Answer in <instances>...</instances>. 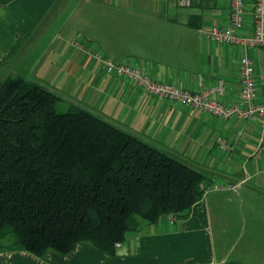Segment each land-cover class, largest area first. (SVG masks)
<instances>
[{
    "label": "crops",
    "instance_id": "obj_1",
    "mask_svg": "<svg viewBox=\"0 0 264 264\" xmlns=\"http://www.w3.org/2000/svg\"><path fill=\"white\" fill-rule=\"evenodd\" d=\"M229 0H0V78L19 74L105 114L148 141L202 169L210 189L185 219L165 214L127 233L109 255L89 242L66 254L39 257L0 251V264H264L247 238L264 237V134L250 120L223 119L177 100L144 93L128 78L107 73L74 46L137 65L161 81L191 91L222 81L210 96L231 104L240 88L239 60L248 55L256 101L264 100V45L214 43L204 29L229 23ZM253 0H245L244 32L253 27ZM230 148L220 149L215 137ZM256 244V242H255Z\"/></svg>",
    "mask_w": 264,
    "mask_h": 264
},
{
    "label": "trees",
    "instance_id": "obj_2",
    "mask_svg": "<svg viewBox=\"0 0 264 264\" xmlns=\"http://www.w3.org/2000/svg\"><path fill=\"white\" fill-rule=\"evenodd\" d=\"M19 74L0 78V239L44 257L89 242L114 255L130 231L185 219L205 173ZM4 248V247H3ZM8 249V250H9ZM0 245V251H2Z\"/></svg>",
    "mask_w": 264,
    "mask_h": 264
},
{
    "label": "built area",
    "instance_id": "obj_3",
    "mask_svg": "<svg viewBox=\"0 0 264 264\" xmlns=\"http://www.w3.org/2000/svg\"><path fill=\"white\" fill-rule=\"evenodd\" d=\"M182 5H189L190 0H180ZM229 23L219 25L212 23L204 29L206 36L214 43L237 44L242 47L264 45V0H253V27L250 33L244 32L245 0H229ZM72 44L84 49L87 54L98 60L102 68L110 74L133 80L137 86L148 95L160 98L174 99L195 109H201L209 114L223 119L250 120L257 123L264 134V100L256 101V77L253 62L248 55L239 60L240 88L237 99L227 104L210 96L211 91H221L222 81L208 90L191 91L185 87L174 85L145 73L137 65L119 60L105 59L101 51L94 46H84L79 39H73ZM216 145L222 150H229L228 141L222 136L215 137ZM236 184L214 181L209 186L201 183L203 193L210 189H231Z\"/></svg>",
    "mask_w": 264,
    "mask_h": 264
},
{
    "label": "rangeland",
    "instance_id": "obj_4",
    "mask_svg": "<svg viewBox=\"0 0 264 264\" xmlns=\"http://www.w3.org/2000/svg\"><path fill=\"white\" fill-rule=\"evenodd\" d=\"M0 75H1V77H3L2 76L3 74H0ZM60 94H61V99L56 103V109L57 110L65 111L71 106V104H77V105H80V106L88 108L87 106L82 105V103H78V102H76V100H73V98L70 97L69 95H67L66 93H60ZM88 109H91V108H88ZM92 111H94L95 113H99L100 115H102L103 117H105V118H107L109 120H112L111 118H109L105 114H101L100 112L95 111V110H92ZM112 121L115 122V123H118V122H116L114 120H112ZM262 239H263V242H261L259 240V238H251V237L247 238L248 241L252 240L254 242L252 244H249L250 247L254 248V249H260V248L263 247V246H260V244H264V237ZM9 240H10L9 237H2L0 239V245H1L3 250H8L9 249V248H7L8 244H9ZM255 242H256V244H255Z\"/></svg>",
    "mask_w": 264,
    "mask_h": 264
}]
</instances>
